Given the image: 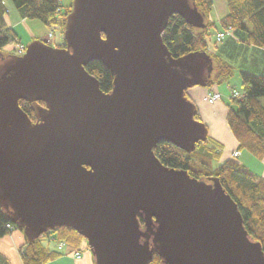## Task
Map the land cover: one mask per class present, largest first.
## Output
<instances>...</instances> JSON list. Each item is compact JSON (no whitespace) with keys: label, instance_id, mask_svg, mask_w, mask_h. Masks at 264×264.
<instances>
[{"label":"water","instance_id":"1","mask_svg":"<svg viewBox=\"0 0 264 264\" xmlns=\"http://www.w3.org/2000/svg\"><path fill=\"white\" fill-rule=\"evenodd\" d=\"M72 1L66 48L36 39L0 67V206L31 243L71 228L95 264H150L156 253L163 264H264L218 179L154 153L164 142L191 154L210 135L188 92L207 87L212 60L175 59L162 38L176 15L204 28L196 5ZM92 62L114 76L110 93L86 71Z\"/></svg>","mask_w":264,"mask_h":264},{"label":"trees","instance_id":"2","mask_svg":"<svg viewBox=\"0 0 264 264\" xmlns=\"http://www.w3.org/2000/svg\"><path fill=\"white\" fill-rule=\"evenodd\" d=\"M17 12L23 19L39 20L55 34L59 32L63 47L66 20L72 12L73 1L69 0H12ZM205 19L204 28L189 25L182 17L176 15L170 18L162 38L175 59L189 54L207 53L212 62L207 63L213 71L206 88H215L228 81L234 74L235 67L230 60L221 56L232 39L247 47L264 50V0H225L228 14L219 23L210 21L213 10V0H190ZM8 11L3 0H0V67L11 62L16 56L15 46L20 44V38L7 22ZM214 30V47L208 40ZM231 31V36L223 42H217L216 35ZM37 38L33 39L36 40ZM40 40V39H39ZM45 41V40H43ZM46 42V41H45ZM47 43V42H46ZM14 51L2 53L6 48ZM206 63V61H205ZM216 63V66H214ZM86 71L95 77L103 93L113 89L114 76L101 62H92ZM215 71V74H214ZM240 97H234V91L227 103L226 124L238 143L237 150L248 152L259 161H264V74L241 71ZM41 104V103H40ZM20 108L33 121L36 117L32 104L19 102ZM196 119L204 122L200 113ZM155 156L169 168L185 170L191 176L199 179L217 178L224 190L237 204L244 227L249 238L262 245L264 251V177L252 171L239 158H225L221 145L212 138L189 154L170 143H159L154 149ZM217 163V166H214ZM140 222L144 227L143 219ZM20 230L13 221L9 211L0 206V240ZM21 231V230H20ZM23 232V231H21ZM64 242L71 248L80 250L86 240L71 228H59L43 234L34 243L26 239L19 248L23 264H47L64 256L57 251L56 246ZM88 246V245H87ZM0 264H13L0 252ZM150 264H163L162 258L156 253Z\"/></svg>","mask_w":264,"mask_h":264},{"label":"crops","instance_id":"3","mask_svg":"<svg viewBox=\"0 0 264 264\" xmlns=\"http://www.w3.org/2000/svg\"><path fill=\"white\" fill-rule=\"evenodd\" d=\"M8 11L7 22L9 26H11L16 34L19 36L17 32L18 27L23 23L26 26V19H23L17 10L14 8V5L10 2V0H3ZM220 8V9H219ZM228 14V7L225 0H213V10L210 14V21L213 23H219L220 20ZM38 37H33L35 39ZM21 42V38H20ZM22 43V42H21ZM23 44V43H22ZM221 56L225 60H230L232 58L231 63L235 67L238 66L243 71H249L256 74L263 73L264 74V50L256 48V47H247L241 45L235 39L230 41V44L221 51ZM245 69V70H244ZM242 71V70H241ZM209 88L196 87L188 92V96L190 99L194 101L202 100L204 93ZM218 103L215 106H209L208 112L200 110V116L203 121L207 124L209 130L210 126H216V130L209 135L210 138L214 139L216 143L221 145L223 149L224 157L228 158L229 154L232 151L237 150L238 143L232 136L230 130L227 127L225 121V113H222L221 106ZM211 121V122H210ZM224 122V128L222 131L219 129L220 124ZM219 132H222L221 134ZM219 134V135H218ZM243 152H241L242 156ZM241 158V157H240ZM259 170L261 172V176L264 177V161H260ZM26 243V237L23 234L13 233L10 236H7L0 240V252L5 254L13 264H23L21 255L19 252V248ZM85 250V246L82 247ZM47 264H95L94 257L90 250L83 252V257L81 260L76 259L74 256L65 254L64 256L49 262Z\"/></svg>","mask_w":264,"mask_h":264},{"label":"rangeland","instance_id":"4","mask_svg":"<svg viewBox=\"0 0 264 264\" xmlns=\"http://www.w3.org/2000/svg\"><path fill=\"white\" fill-rule=\"evenodd\" d=\"M69 1V0H66ZM10 2L13 5V1L10 0ZM15 8V7H14ZM220 9V8H219ZM52 30H49L42 22H40L39 20H26V26L21 23V26L18 27L17 32L19 33V36L21 38V42L27 47L32 41H33V37H38V39L40 40H45V38L48 37V34L51 32ZM212 36L211 38H209L208 42L209 44L214 47V30L211 32ZM56 41L55 43L51 42V46L56 47L59 40L61 39V37L63 38V36L60 35L59 32H56ZM62 40V39H61ZM46 41V40H45ZM57 42V44H56ZM17 46V45H16ZM16 46H15V51L13 50V45L10 48H6L2 51V53L4 54H8L7 52L10 51H14L13 53L17 52L16 51ZM17 55V54H16ZM214 66H216V63H214ZM239 66V65H238ZM238 66L235 65V71L233 76L228 80L225 81L224 83H222L221 85L215 87V89L221 94L222 96V100L220 102H217L215 104H209L207 102H205L204 97L206 92L204 93L202 100H198V101H194L196 103V105L198 106V108H200V110L203 111H207L209 110V106H215L218 103L219 106H221V111L222 113H225V117H226V111H227V103L229 102V99L232 96V92L234 89H236L235 91H239V89L241 88V76H240V72L243 69H240ZM245 70V69H244ZM215 74V71H214ZM211 122V121H210ZM224 122H222L219 126V129L222 131V128H224ZM216 130V126L211 125L210 126V135H212L211 133L214 132ZM220 134L222 132H219ZM219 135V134H218ZM213 136V135H212ZM233 136V135H232ZM234 137V136H233ZM231 153L229 154V158H231ZM241 158H239L240 161H243L252 171L256 172L257 174H261L260 170H259V165H260V161L257 160L256 158H254L253 156H251L248 152L244 151L242 156H240ZM214 166H217V163H214ZM15 233H19V234H23L24 237L25 234L23 232H21L20 230H17L14 232ZM89 250L87 244H85V250L80 249V250H76L71 248L68 244L66 247V254L72 255L75 257V252H81L82 257H83V252ZM82 257H78L76 256L75 258L78 260H81Z\"/></svg>","mask_w":264,"mask_h":264},{"label":"built area","instance_id":"5","mask_svg":"<svg viewBox=\"0 0 264 264\" xmlns=\"http://www.w3.org/2000/svg\"><path fill=\"white\" fill-rule=\"evenodd\" d=\"M58 1H61V0H58ZM231 34H232L231 31L220 32L216 35V40H217V42H223L224 40H226V38L230 37ZM56 39H57L56 35L53 31H51L48 34V37L45 38L46 42L49 45L51 44V42L55 43ZM61 39H62V37H61ZM61 39L59 40L58 44L56 42V44H57L56 47H59V45L62 44ZM16 51H17L16 54L18 56H23L26 53V46L24 44L20 43L16 46ZM240 95L241 94L239 91H234V94H233L234 97H240ZM204 100H205V102H207L209 104H215V103L220 102L222 100V96L215 88H212V89H208L206 91ZM231 155H232L231 157L239 158L241 156V153L238 150H235V151L231 152ZM66 247H67V244L64 242H61L56 246V249H57V251L66 254ZM76 256L81 258L82 257L81 252L80 251L75 252V257Z\"/></svg>","mask_w":264,"mask_h":264},{"label":"flooded vegetation","instance_id":"6","mask_svg":"<svg viewBox=\"0 0 264 264\" xmlns=\"http://www.w3.org/2000/svg\"><path fill=\"white\" fill-rule=\"evenodd\" d=\"M66 47H67L66 44L63 43V47H61V48H66ZM29 103H30V102H29ZM40 103H41L40 105H42L43 107H46L44 103H42V102H40ZM31 104H32V103H31ZM35 119H36V118H35ZM36 121H37V119H36L35 121L32 120L33 123H36Z\"/></svg>","mask_w":264,"mask_h":264},{"label":"clouds","instance_id":"7","mask_svg":"<svg viewBox=\"0 0 264 264\" xmlns=\"http://www.w3.org/2000/svg\"><path fill=\"white\" fill-rule=\"evenodd\" d=\"M18 56V55H17Z\"/></svg>","mask_w":264,"mask_h":264}]
</instances>
